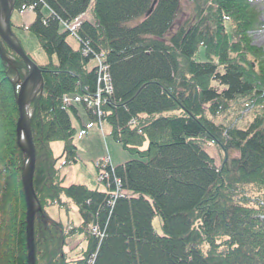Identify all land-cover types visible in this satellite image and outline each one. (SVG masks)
<instances>
[{"label":"trees","instance_id":"1","mask_svg":"<svg viewBox=\"0 0 264 264\" xmlns=\"http://www.w3.org/2000/svg\"><path fill=\"white\" fill-rule=\"evenodd\" d=\"M187 1L180 21L181 0H156L149 14L153 0H12L11 14L34 6L28 29L49 58L29 104L35 264H85L92 254L93 264H264V49L250 35L259 13L253 0ZM89 7L92 20L82 19L72 48L63 23ZM0 47L22 76V60ZM96 55L112 87L101 120L137 155L107 167L103 190L64 186L61 175L79 159L70 112L78 117L81 105L97 121L83 102L95 93ZM15 73L0 59V264H27ZM54 141L63 143L60 164ZM50 206L74 207L80 224L68 230L49 217ZM156 215L164 235L153 230ZM74 233L84 259L64 253Z\"/></svg>","mask_w":264,"mask_h":264},{"label":"rangeland","instance_id":"2","mask_svg":"<svg viewBox=\"0 0 264 264\" xmlns=\"http://www.w3.org/2000/svg\"><path fill=\"white\" fill-rule=\"evenodd\" d=\"M253 8L259 13L260 29L253 31L251 35L252 44L256 47L264 49V0H253ZM181 10L183 14L179 18L181 21L185 19L187 13L191 11V4L187 0H181ZM45 15L48 14V10L44 9ZM80 19L92 20L91 7L85 12ZM11 30L13 35L19 41L23 51L27 54L31 60L37 65L42 66L49 63V58L42 51L39 43L34 34L28 29V26L34 20V13L29 11L13 12L10 15ZM68 44L72 48H77V42L70 35L67 38ZM11 59V58H10ZM52 62H56L53 57ZM95 60H92L90 66H93ZM24 73V72H23ZM78 117L70 112V119L72 127L75 129L74 143L78 152L77 163L64 166L61 168V175L64 178L63 185L68 186L72 184L85 185L89 189H105V185L99 182L97 179V169L95 164L100 160H108L113 166H119L127 161L137 158V155L130 154L124 150L120 143L113 140L110 134V127L106 122H99L90 119L81 105L77 107ZM248 119V114L245 112L244 119L238 123L239 127H243ZM51 149L55 157L59 159L58 164L62 163L63 143L61 141H54L51 143ZM206 152L219 161V153L215 150L214 146L205 148ZM47 214L52 220L59 221L65 227H77L80 224V218L74 207H71L68 211L59 209L56 206H50L46 209ZM153 230L159 234L164 235V231L161 227V219L159 216H154L152 219ZM66 255L68 258L75 259L86 247L83 237L79 233H74L67 238Z\"/></svg>","mask_w":264,"mask_h":264},{"label":"water","instance_id":"3","mask_svg":"<svg viewBox=\"0 0 264 264\" xmlns=\"http://www.w3.org/2000/svg\"><path fill=\"white\" fill-rule=\"evenodd\" d=\"M1 1V0H0ZM7 1L6 12V29L9 30L8 34L0 25V39L1 41L14 52L25 64L26 71L23 73L20 79L17 75L11 82L13 88L17 82L18 89L15 91V102L18 111V119L16 123V135L17 144L23 153L22 163V188L23 197L26 207V245H27V264L34 263V216L36 211L39 210L33 188V174L36 161V151L33 141L32 131L29 123L30 114L25 108V94L23 92V85L26 81L32 77H35L38 82H41V71L38 66L25 54L19 42L14 38L10 30V12L12 8V0ZM156 4V0H153L148 14ZM0 58L3 59L2 51L0 48ZM36 94V93H35ZM35 96V95H34ZM33 96V97H34ZM31 98V100L33 99Z\"/></svg>","mask_w":264,"mask_h":264},{"label":"built area","instance_id":"4","mask_svg":"<svg viewBox=\"0 0 264 264\" xmlns=\"http://www.w3.org/2000/svg\"><path fill=\"white\" fill-rule=\"evenodd\" d=\"M33 6L30 7L32 9ZM78 21L75 20L74 24L71 26V30H74L78 27ZM69 27V26H68ZM112 91L111 83H110V76L107 71V66L103 65L100 60H98V70H97V80H96V99L93 103V105L96 107V113L98 117L102 115V113L99 110L100 105V97L102 94H110ZM89 103V102H88ZM90 104V103H89ZM108 177L107 174L100 176V180H103V178ZM96 233V230L93 231Z\"/></svg>","mask_w":264,"mask_h":264},{"label":"bare ground","instance_id":"5","mask_svg":"<svg viewBox=\"0 0 264 264\" xmlns=\"http://www.w3.org/2000/svg\"><path fill=\"white\" fill-rule=\"evenodd\" d=\"M6 12H7V1L1 0L0 1V25L8 34H10L9 30L6 29V17H5ZM38 89H39V82L38 80L35 79V77L28 79L26 83L23 85V92L25 94V108L27 112H29V114H30L29 104L31 102V98L35 95Z\"/></svg>","mask_w":264,"mask_h":264}]
</instances>
